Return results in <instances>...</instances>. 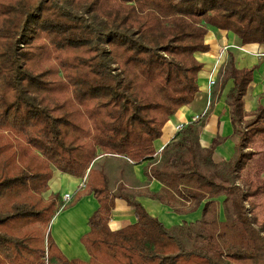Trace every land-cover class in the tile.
Returning <instances> with one entry per match:
<instances>
[{"label": "trees", "instance_id": "1", "mask_svg": "<svg viewBox=\"0 0 264 264\" xmlns=\"http://www.w3.org/2000/svg\"><path fill=\"white\" fill-rule=\"evenodd\" d=\"M209 27L264 44V0H0V264H264V222L251 201L263 186L242 178L257 153L252 137L264 133V104L244 110L255 68H237L229 53L222 74L220 89L232 80L231 159H212L219 135L200 146L204 118L154 147L199 92L196 53L209 50ZM110 157L121 179L145 163L161 189L118 179L112 190L99 164ZM54 170L84 179L67 204L45 195ZM89 194L99 204L80 238L89 259H70L51 220ZM139 196L178 213L202 206L201 217L166 227ZM116 199L135 221L111 230Z\"/></svg>", "mask_w": 264, "mask_h": 264}, {"label": "crops", "instance_id": "2", "mask_svg": "<svg viewBox=\"0 0 264 264\" xmlns=\"http://www.w3.org/2000/svg\"><path fill=\"white\" fill-rule=\"evenodd\" d=\"M205 41L209 45V50L207 52L196 53L197 58L203 63V68L198 74L199 92L191 103L180 107L170 120L166 122L161 136L154 141L157 154L178 133L177 127L179 125L184 126L192 122V117L200 114L206 108L207 102H212L204 116L205 125L199 135V144L201 147L207 148L213 138L219 135L224 140L215 148L212 159L215 162H220L229 160L234 156V141L231 138L233 130L229 106L226 103V95L232 86V80H228L224 87L220 89L222 74L228 61L229 53L233 54L234 63L237 68H255L253 79L244 96V110L246 113L250 114L256 109L258 104H264V44H241L233 32L214 27H209ZM210 78H215L216 81L211 87L208 85ZM251 118L252 115L245 117V119ZM262 136H264V133L253 135L251 143L254 139ZM250 148L253 149L251 146ZM100 163L104 166L108 178L110 171H112L111 166L114 163L122 165L118 160L113 159V157L102 158L99 160ZM144 164L132 166L133 183H129L120 177L116 178L115 181L109 178V187L114 190L119 179L120 182H123L130 188L137 189L139 188V184H146L150 191H159L162 184L157 180L147 181L146 176L143 174ZM49 187V190L45 193L46 196L56 192L60 194L61 191H63V194H75L76 191L83 188V179L54 170L52 178L49 181ZM136 199L149 214L156 216L166 227L181 225L183 222H195L201 217L202 206L189 213H178L170 206L148 197L139 196ZM220 200H222V197ZM98 205L96 198L92 194L85 195L74 206L59 211L51 220V236L61 252L66 254V257L70 259L79 258L84 261L89 259L88 252L81 243L80 238L88 232V218L97 209ZM222 215L224 214L222 206H220L221 220ZM134 221L135 216L131 206L124 199H116L111 218L108 222L110 229L117 230L125 224Z\"/></svg>", "mask_w": 264, "mask_h": 264}, {"label": "rangeland", "instance_id": "3", "mask_svg": "<svg viewBox=\"0 0 264 264\" xmlns=\"http://www.w3.org/2000/svg\"><path fill=\"white\" fill-rule=\"evenodd\" d=\"M250 146L257 153L254 155L253 159L247 164L248 167H246L245 170H243L242 178L247 181L252 180L263 186L260 194L251 198V201H253L256 204V208L254 209L253 212L257 215L259 223H261V222H264V136L254 139L253 142L250 143ZM116 164L117 163H114L111 166L112 171H110V174H109V178L112 181H115L116 178L120 177L118 169L122 167V165H116ZM123 179L128 181L129 183H133L131 171L127 168H125V175ZM73 194L74 193H72L71 199L65 202L63 201V191H61L60 197H59V203L61 205L67 204L68 202L72 200ZM224 219L225 217L224 215H222V220ZM50 230H51V225H50ZM63 254L66 256L65 253Z\"/></svg>", "mask_w": 264, "mask_h": 264}, {"label": "built area", "instance_id": "4", "mask_svg": "<svg viewBox=\"0 0 264 264\" xmlns=\"http://www.w3.org/2000/svg\"><path fill=\"white\" fill-rule=\"evenodd\" d=\"M215 82H216L215 78H210L209 83H208L209 87L213 86L215 84ZM209 105H210V102H207L206 108L200 114L194 115L192 117V121H200L201 119H203L205 116V113L208 110ZM182 127H183V125H179L177 127V130L178 131L181 130ZM83 186H84V179H83ZM71 197H72V193H65V194H63V201L67 202L71 199Z\"/></svg>", "mask_w": 264, "mask_h": 264}]
</instances>
